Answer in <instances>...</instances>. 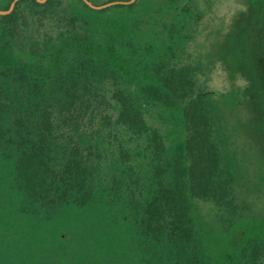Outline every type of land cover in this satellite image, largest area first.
I'll list each match as a JSON object with an SVG mask.
<instances>
[{"label": "trees", "instance_id": "obj_1", "mask_svg": "<svg viewBox=\"0 0 264 264\" xmlns=\"http://www.w3.org/2000/svg\"><path fill=\"white\" fill-rule=\"evenodd\" d=\"M185 1L0 14V264H264V106L193 88Z\"/></svg>", "mask_w": 264, "mask_h": 264}, {"label": "flooded vegetation", "instance_id": "obj_2", "mask_svg": "<svg viewBox=\"0 0 264 264\" xmlns=\"http://www.w3.org/2000/svg\"><path fill=\"white\" fill-rule=\"evenodd\" d=\"M195 1H185L198 14L189 22L184 50L194 67L193 88L214 98L232 96L240 113L250 99L253 105L264 106V0H230L213 22H203L205 8ZM212 1L206 0V11ZM212 74L225 83L224 90L206 86L205 78Z\"/></svg>", "mask_w": 264, "mask_h": 264}, {"label": "rangeland", "instance_id": "obj_3", "mask_svg": "<svg viewBox=\"0 0 264 264\" xmlns=\"http://www.w3.org/2000/svg\"><path fill=\"white\" fill-rule=\"evenodd\" d=\"M152 1H154L156 4L161 5V4H163V2L165 0H159V1H161V3L158 0H152ZM228 1H230V0H213L207 11H206V9L209 5L206 4V0H196L195 3L197 4V6L205 8L204 9L205 10V18L203 19V22H213L215 20V18L217 17V15L222 13L226 8H228L231 5V3ZM110 6H112V5H110ZM114 9H116V8H114ZM240 81H242V83H243L244 80L239 79V82ZM205 83H206V86H208L210 88L223 89V90L226 88L225 83L220 82L214 74L208 76V78H205ZM246 108H248V107H246ZM251 114L253 117L247 118V121L248 120L252 121L250 123L251 124L250 128H252L254 126L256 129L259 130V133H260V131L264 132V118L261 119V118L257 117L256 115H254V114H256V112H251ZM149 120H150V123H153L152 117H150ZM250 131H252V130H250ZM248 134L249 133H246V135H248ZM250 137L254 138V140H252L251 142H256L257 139L259 138L257 133H255V135H252ZM235 143H236L238 148L242 144L240 138H238L237 141H235ZM253 149L251 151H253ZM263 149H264V146H263ZM263 149L262 150L259 149L261 152L255 153V154H258V156L255 157L256 158L255 162L257 164V167L263 168V169L257 170V171H261L262 173H264V162L260 161V160H262L264 157V150ZM253 152H256V151H253ZM259 192H263V193H259ZM259 192L257 193L256 191L253 190V192L250 194V198L254 202L256 208L258 210L262 211V210H264V188H261V191H259ZM204 206L206 207L207 205H204Z\"/></svg>", "mask_w": 264, "mask_h": 264}, {"label": "water", "instance_id": "obj_4", "mask_svg": "<svg viewBox=\"0 0 264 264\" xmlns=\"http://www.w3.org/2000/svg\"><path fill=\"white\" fill-rule=\"evenodd\" d=\"M17 1L18 0H11V2L9 3V6L7 8L0 9V14L4 15V14L10 13L13 10L15 3ZM36 1L39 3H44L47 0H36ZM134 1L135 0H109V1H106L103 3H93L90 0H83V2L85 4H87L89 7L93 8V9H102V8L108 7V6L113 5V4H130Z\"/></svg>", "mask_w": 264, "mask_h": 264}]
</instances>
